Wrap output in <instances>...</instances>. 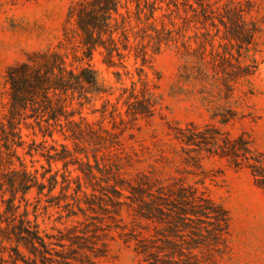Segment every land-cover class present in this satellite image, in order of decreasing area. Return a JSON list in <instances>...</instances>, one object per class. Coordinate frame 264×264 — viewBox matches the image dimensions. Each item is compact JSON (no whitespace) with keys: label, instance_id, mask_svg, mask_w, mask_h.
Here are the masks:
<instances>
[{"label":"trees","instance_id":"obj_1","mask_svg":"<svg viewBox=\"0 0 264 264\" xmlns=\"http://www.w3.org/2000/svg\"><path fill=\"white\" fill-rule=\"evenodd\" d=\"M253 5L251 0H72L57 42L6 67L0 88V264H92L107 254L113 233L132 245L142 264H204L219 251L227 233L225 212L207 196L202 178L185 179L197 173L206 153L248 169L264 194V153L242 132L232 135L214 123L171 126L177 174L166 182L146 175L125 179L119 164L105 157L119 159L124 133L154 115L156 95L143 65L161 48L173 47L184 59L185 77L202 83L216 108L211 119L227 125L239 118L226 104L244 100L246 91L237 84L257 69L253 58L246 62L258 31L248 17ZM95 55L120 83L114 102L108 98L112 86L103 84L91 65ZM131 57L140 66L126 86L121 77L132 78ZM214 98L223 103L216 105ZM85 106L99 118L84 116ZM38 134L42 139L36 143ZM55 134L70 140L72 148ZM36 154L46 165L26 164L25 156ZM50 207L81 219L46 232L37 217ZM122 209L128 214L131 209V218L117 224Z\"/></svg>","mask_w":264,"mask_h":264},{"label":"rangeland","instance_id":"obj_2","mask_svg":"<svg viewBox=\"0 0 264 264\" xmlns=\"http://www.w3.org/2000/svg\"><path fill=\"white\" fill-rule=\"evenodd\" d=\"M71 1L0 0V88L8 65L30 50L53 46L57 42ZM211 1L223 3L228 0ZM251 1L254 5L248 17L256 21L258 31L254 35L252 48L247 53L246 62L253 58L257 69L248 81L237 84L238 88L246 91L244 100L237 104H226L238 112L239 118L227 125H220L211 119L210 115L216 108L209 102L211 97L201 89L202 83L185 77L184 59L173 47L161 48L143 65L156 95L154 115L149 119H138L134 128L124 133L119 159L105 157L108 161L119 164L121 177L138 179L146 175L147 178L166 182L171 175L177 174L178 146L168 132L171 126H184L188 122L197 125L214 123L232 135L242 132L257 151L264 153V0ZM91 65L97 70L100 81L112 86L113 94L108 98L114 102L120 83L115 81L112 69L107 68L98 55L94 56ZM136 66H140V60L134 63L131 57L127 67L132 78L124 75L121 77V82L126 86L130 85V80H136ZM213 100L216 105L223 103V100ZM94 105L100 107V100L95 101ZM90 110L85 106L82 114L89 120L99 118L98 112L92 114ZM103 123L106 124V120ZM23 132L28 131L24 129ZM129 133L133 136L130 137ZM54 137L72 148L70 140H65L58 134ZM26 139L29 140V137ZM41 139L38 134L35 137L36 143ZM46 140V146L52 145L48 137ZM55 145L59 148L58 144ZM22 152L19 149V153ZM31 160H35L36 167L46 165L44 158L37 154L33 158L25 156L28 166L31 165ZM89 160L93 163L91 157ZM60 166V163L52 164L53 168ZM75 174L73 171V175ZM198 178L203 179L207 196L225 212L228 224L224 243L212 258L204 259V264H264V194L254 183L249 170L234 168L224 159L202 153L197 173L187 174L185 180L191 183ZM33 195L32 192L27 197L32 199ZM131 212L130 209L129 215L122 209L119 215H115V222L127 223ZM76 219H81V216L65 218L64 212L51 207L45 212L40 209L37 217L40 228L46 232H51L53 227L62 229ZM113 234L115 237L109 240L107 254L92 264H142L132 245L123 243L116 233ZM193 253L199 258L202 255L198 249Z\"/></svg>","mask_w":264,"mask_h":264}]
</instances>
